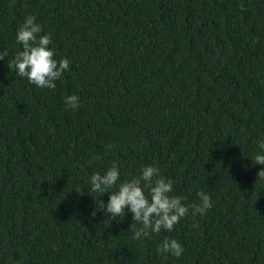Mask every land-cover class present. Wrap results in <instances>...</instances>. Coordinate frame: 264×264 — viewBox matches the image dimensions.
<instances>
[{
	"label": "trees",
	"instance_id": "16d2710c",
	"mask_svg": "<svg viewBox=\"0 0 264 264\" xmlns=\"http://www.w3.org/2000/svg\"><path fill=\"white\" fill-rule=\"evenodd\" d=\"M29 14L71 61L55 89L9 63ZM3 51L0 264H264V0H0ZM112 161L122 178L155 164L213 206L136 239L87 189ZM165 237L181 257L156 252Z\"/></svg>",
	"mask_w": 264,
	"mask_h": 264
},
{
	"label": "clouds",
	"instance_id": "9594fccd",
	"mask_svg": "<svg viewBox=\"0 0 264 264\" xmlns=\"http://www.w3.org/2000/svg\"><path fill=\"white\" fill-rule=\"evenodd\" d=\"M15 40L20 48L15 51L9 63L14 67L16 75L27 78L36 88L55 89L56 82L65 72L70 71L71 61L67 57L57 58L51 33L45 32L37 17L29 14L18 25ZM6 56V51L0 52V60ZM64 103L75 110L80 107L81 99L79 95L71 94L64 98ZM258 144L260 151L252 160L255 164L264 165V139ZM114 147L111 143L106 145L105 152ZM257 177L264 180V168L257 172ZM174 183L155 164L144 166L137 175L122 178L121 165L112 161L106 169L91 174L87 189L99 193L101 197L108 195L107 202L101 199L100 210L109 219L122 218L131 213L133 222L139 225L135 229L134 238L142 239L162 231L172 232L182 219L189 215L193 218L203 216L212 208L213 202L208 192L198 191L197 202L188 203L186 197L173 194ZM95 215L93 211L92 216ZM192 226L195 228L197 225ZM130 227H134L133 223ZM156 252L179 258L183 255L184 247L176 238L165 237L157 244Z\"/></svg>",
	"mask_w": 264,
	"mask_h": 264
}]
</instances>
